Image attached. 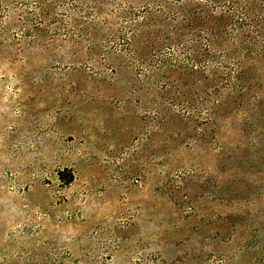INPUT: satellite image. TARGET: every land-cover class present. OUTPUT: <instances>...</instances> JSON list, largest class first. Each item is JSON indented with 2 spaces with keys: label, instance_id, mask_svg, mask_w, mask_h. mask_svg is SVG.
<instances>
[{
  "label": "rangeland",
  "instance_id": "rangeland-1",
  "mask_svg": "<svg viewBox=\"0 0 264 264\" xmlns=\"http://www.w3.org/2000/svg\"><path fill=\"white\" fill-rule=\"evenodd\" d=\"M0 264H264V0H0Z\"/></svg>",
  "mask_w": 264,
  "mask_h": 264
}]
</instances>
